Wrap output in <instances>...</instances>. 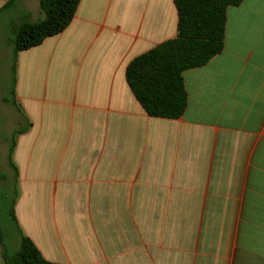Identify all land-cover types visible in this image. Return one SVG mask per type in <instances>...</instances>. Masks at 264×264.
<instances>
[{"label":"crops","instance_id":"1","mask_svg":"<svg viewBox=\"0 0 264 264\" xmlns=\"http://www.w3.org/2000/svg\"><path fill=\"white\" fill-rule=\"evenodd\" d=\"M176 31L173 0H80L17 52L15 171L5 153L45 260L264 264V0L227 8L221 52L182 73L183 114L151 116L126 66Z\"/></svg>","mask_w":264,"mask_h":264},{"label":"trees","instance_id":"2","mask_svg":"<svg viewBox=\"0 0 264 264\" xmlns=\"http://www.w3.org/2000/svg\"><path fill=\"white\" fill-rule=\"evenodd\" d=\"M16 1L7 0L0 14ZM80 0H39L42 18L30 20L25 13L21 22H13L14 64L18 51L40 44L46 37L63 31L71 22ZM242 0H173L177 12L176 35L134 57L126 66V82L151 116L180 117L187 106V93L182 73L206 64L224 45L226 10ZM14 73V66H13ZM7 158L12 162L14 139ZM14 222L19 236V248L14 253L1 249L5 264H56L45 260L31 240Z\"/></svg>","mask_w":264,"mask_h":264},{"label":"rangeland","instance_id":"3","mask_svg":"<svg viewBox=\"0 0 264 264\" xmlns=\"http://www.w3.org/2000/svg\"><path fill=\"white\" fill-rule=\"evenodd\" d=\"M3 3L4 0H0V7ZM26 9H30L32 13L38 12V15H34L36 18L42 16L39 0L16 1L0 14V248H5L9 253H14L20 245L13 217L20 191L7 164L5 146L12 142L11 130L24 125L23 119L12 105L15 85L12 23L21 22L24 14H27ZM0 264H3L1 258Z\"/></svg>","mask_w":264,"mask_h":264}]
</instances>
